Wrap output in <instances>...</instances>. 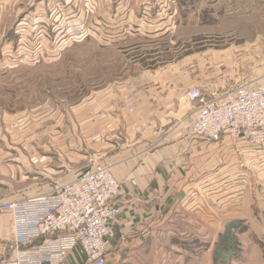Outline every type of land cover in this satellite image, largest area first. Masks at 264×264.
Segmentation results:
<instances>
[{
    "label": "rangeland",
    "instance_id": "1",
    "mask_svg": "<svg viewBox=\"0 0 264 264\" xmlns=\"http://www.w3.org/2000/svg\"><path fill=\"white\" fill-rule=\"evenodd\" d=\"M38 1L13 0L0 19V138L8 136L4 123H13L15 156L29 154L23 132L33 123L45 133L41 143L55 149L47 131L56 111L65 120L81 103L121 105L119 99L132 96L133 103L138 93L154 96L149 72H163L188 102L191 90L212 99L264 79V0H167L169 10L159 16L165 20L160 23H138L141 0H131L128 23L116 24L97 18L113 10L100 9L105 0H55L53 9L60 11L45 27L38 22L46 14L22 15ZM41 143L31 146L41 152ZM0 152H7L2 143ZM261 153L255 165L239 163L235 187L228 176L217 180L220 189H234L236 195L223 201L225 207L214 196L179 207L162 231L152 233L147 248L121 264H264ZM19 169L16 180L25 172Z\"/></svg>",
    "mask_w": 264,
    "mask_h": 264
},
{
    "label": "crops",
    "instance_id": "2",
    "mask_svg": "<svg viewBox=\"0 0 264 264\" xmlns=\"http://www.w3.org/2000/svg\"><path fill=\"white\" fill-rule=\"evenodd\" d=\"M54 1L40 0L27 12L20 13L46 14L40 15L43 20L38 24L42 27L52 25L54 13L60 11H54ZM12 2L0 0V19ZM56 2L61 4L58 0ZM130 2L105 0L106 4L100 9L113 6V10L99 14L97 18H111L115 24L128 23ZM141 4L139 17L143 19L138 23L165 21L159 16L166 17L165 11L169 10L167 0H141ZM150 6L156 7V10H150ZM123 14L126 16L123 17ZM22 22L16 23V32L18 26L22 28ZM144 34L150 37L149 32ZM163 74L147 73L152 79V91L156 90L154 96L136 92L138 99H134L133 103L132 96L119 99L121 105L81 103L65 120L60 112L52 113L56 118L47 135L48 139L51 137L57 142L55 149L47 141L41 143L45 133L34 130L36 125L29 122L28 130L23 133L24 142L29 143L31 150L27 148V156L17 154L20 162H15L18 160L14 147L18 135L15 136L13 123H4L8 136L5 140L0 138V144L7 150L0 152V203L34 196L47 190L51 182L71 179L82 170L108 167L126 194L115 200L120 213L110 225L112 235L108 262L121 264L137 249L147 248L152 233L162 231L179 207L192 206L200 199H203L202 202L210 201L211 198L205 197L214 196L222 204L226 198L236 197L231 194L234 189H220L217 180L228 176L233 187L238 185L241 176L239 163L254 164L262 149L227 136L218 141L190 137L188 125L197 114V103L188 102L185 98L183 101L176 82ZM134 87L132 91L138 88ZM47 121L49 119L42 122ZM38 141L41 152L31 146ZM225 153L233 155L226 156ZM261 154L264 158V153ZM16 163L20 166L19 171L25 170L24 174L19 172L21 176L18 180ZM207 185L205 189L213 192L203 191ZM11 240L10 216L3 213L0 215V264H5L12 256ZM65 259L61 264H84L85 260L75 249Z\"/></svg>",
    "mask_w": 264,
    "mask_h": 264
},
{
    "label": "built area",
    "instance_id": "3",
    "mask_svg": "<svg viewBox=\"0 0 264 264\" xmlns=\"http://www.w3.org/2000/svg\"><path fill=\"white\" fill-rule=\"evenodd\" d=\"M196 116L190 137L244 140L264 153V79L255 78L221 96L206 99L191 90ZM124 189L106 166L82 170L71 179L53 181L35 196L0 203L10 216L12 256L5 264H61L78 250L85 264H108L111 224L120 213L115 200Z\"/></svg>",
    "mask_w": 264,
    "mask_h": 264
}]
</instances>
